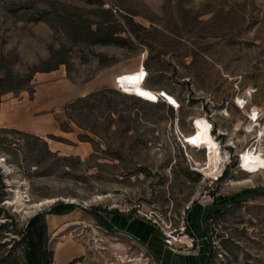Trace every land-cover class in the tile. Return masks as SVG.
<instances>
[{"label":"rangeland","instance_id":"1","mask_svg":"<svg viewBox=\"0 0 264 264\" xmlns=\"http://www.w3.org/2000/svg\"><path fill=\"white\" fill-rule=\"evenodd\" d=\"M109 29L124 45L93 41ZM52 54L65 63L0 100V264H27L24 228L33 264H159L99 222L114 210L169 232L176 249L205 233L209 264H264V167L240 161L264 154V0H0V74ZM143 66L145 84L180 106L117 88ZM43 112L53 132L28 128ZM198 130L220 144L215 175L205 148L185 142Z\"/></svg>","mask_w":264,"mask_h":264},{"label":"crops","instance_id":"2","mask_svg":"<svg viewBox=\"0 0 264 264\" xmlns=\"http://www.w3.org/2000/svg\"><path fill=\"white\" fill-rule=\"evenodd\" d=\"M53 69L51 71H56ZM50 72V71H49ZM40 72H36V74ZM61 77H64L63 75ZM35 99V96H34ZM33 99V101H34ZM50 105L46 103L38 106V109H44ZM2 103L0 104V108ZM10 105H6L5 115L10 121H14L15 125L25 127L24 122L19 121L20 114L17 113V118L10 109ZM19 107V106H17ZM20 111V110H19ZM18 112V111H17ZM21 112V111H20ZM19 121V122H18ZM28 128L36 133L53 132L57 128V121L53 112H43L38 117L30 122ZM99 222L115 232L131 236L138 240L149 251L151 256L159 264H206L210 250L209 241L205 233L195 234V244L189 250L176 249L164 242L163 235L157 226L149 220L128 215L124 212L110 211L103 212L99 216Z\"/></svg>","mask_w":264,"mask_h":264},{"label":"bare ground","instance_id":"3","mask_svg":"<svg viewBox=\"0 0 264 264\" xmlns=\"http://www.w3.org/2000/svg\"><path fill=\"white\" fill-rule=\"evenodd\" d=\"M147 77L146 68L141 67L138 70L125 72L118 75L115 81H119L122 86V91L124 93H130L133 95H137L146 99L148 101H154L159 99L160 95H166L163 97L167 103L172 106H180L179 101L171 94H169L165 90H154L145 84V79ZM140 93H145V95H141ZM236 104L238 106H245V100L241 97L237 98ZM246 107V106H245ZM204 124V123H203ZM185 142L192 144L193 146L205 148V167L203 168L204 172L207 175L217 174L219 172L220 167L224 161L221 147L219 142L211 135V132L205 130H198L193 132L192 134L185 136ZM194 141V142H193ZM240 161L242 162L243 170L245 172H256L261 170L264 167V154H262L260 149L255 150L252 153V150H245L242 152V156L240 157ZM16 195L20 197L19 190H16ZM23 201V200H22ZM51 199H45L42 201H38L32 205L39 206L44 203H49ZM19 202V201H18ZM43 206V205H42ZM27 210H25L26 212ZM169 233V232H168ZM173 239L172 242L179 241L175 236L170 235Z\"/></svg>","mask_w":264,"mask_h":264},{"label":"trees","instance_id":"4","mask_svg":"<svg viewBox=\"0 0 264 264\" xmlns=\"http://www.w3.org/2000/svg\"><path fill=\"white\" fill-rule=\"evenodd\" d=\"M93 2L94 0H88ZM100 28V27H99ZM117 30L109 29L107 32L104 33L105 36H102L100 38H95L94 42H100V43H117L124 45L125 39L122 36H119L116 33ZM96 33V30L94 31ZM54 58V54L49 56L44 63H50ZM54 63H50L46 66H39L38 64H32L27 66L25 72H14L11 69H6L3 71L2 74H0V100L2 94L12 91V92H18L20 90H29V87L31 85V80L33 79L34 73L39 71H51L53 69L57 68V64L59 63H65V60L61 57L54 58ZM99 91L91 92L89 94H86L84 96L77 97L71 104L73 105L75 102H81L85 101L87 99H90L91 97L97 95ZM137 96V95H135ZM141 99H143L140 96H137ZM146 100V99H144ZM165 100V99H164ZM148 101V100H146ZM116 211V210H114ZM130 216L133 214H129ZM210 212L209 210L206 212V217H209ZM19 233H21V242H24L26 245V257H27V264H33L32 262V254H31V248H30V241H29V231L27 228H24L23 230H20ZM193 234V233H192ZM194 235V234H193ZM48 255V252H45V255ZM212 252L209 251L208 257H207V263L209 264L210 258H211ZM71 262V261H70Z\"/></svg>","mask_w":264,"mask_h":264},{"label":"built area","instance_id":"5","mask_svg":"<svg viewBox=\"0 0 264 264\" xmlns=\"http://www.w3.org/2000/svg\"><path fill=\"white\" fill-rule=\"evenodd\" d=\"M117 77H118V76H116V79H117ZM115 82H116V86H117V88H118V89H122V86L120 85V82H119V81H115ZM163 239H164V242H165L166 244L170 245V246H171V244L174 243V242H171L172 237L169 236L168 233H165V238H163Z\"/></svg>","mask_w":264,"mask_h":264},{"label":"snow or ice","instance_id":"6","mask_svg":"<svg viewBox=\"0 0 264 264\" xmlns=\"http://www.w3.org/2000/svg\"><path fill=\"white\" fill-rule=\"evenodd\" d=\"M141 95H145V93H140ZM194 142V141H193Z\"/></svg>","mask_w":264,"mask_h":264}]
</instances>
